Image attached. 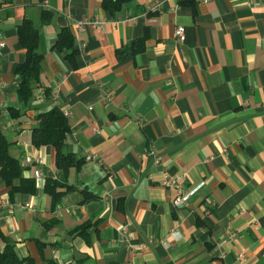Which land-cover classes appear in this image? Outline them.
Returning a JSON list of instances; mask_svg holds the SVG:
<instances>
[{"label": "crops", "instance_id": "crops-1", "mask_svg": "<svg viewBox=\"0 0 264 264\" xmlns=\"http://www.w3.org/2000/svg\"><path fill=\"white\" fill-rule=\"evenodd\" d=\"M27 18L43 62L24 108L15 70ZM63 29L73 59L55 47ZM1 42L0 126L12 156L32 157L23 175L36 188L12 192L0 175V251L14 242L38 264H264V0H128L116 11L0 0ZM55 105L71 127L65 151L82 159L65 174L53 145L32 142L36 114ZM165 172L199 186L188 205L174 204ZM51 178L65 191L57 202Z\"/></svg>", "mask_w": 264, "mask_h": 264}, {"label": "trees", "instance_id": "trees-1", "mask_svg": "<svg viewBox=\"0 0 264 264\" xmlns=\"http://www.w3.org/2000/svg\"><path fill=\"white\" fill-rule=\"evenodd\" d=\"M128 0H104V6L111 11L119 10L124 2ZM51 13L45 12L43 22L48 23ZM18 36L21 44L26 49V58L16 66V74L20 78L17 89V97L23 107H28L34 95L35 88L40 82L42 73L43 55L39 52L40 31L31 19H25L18 27ZM59 50L68 51V56H75L78 49L75 47V38L69 29H63L55 44ZM11 116L20 118L24 111L21 108H11ZM35 125L32 128V142L36 147L53 145L56 150V165L67 173L72 166L79 167L82 159L74 153L65 151V140L71 127L68 119L59 106L55 105L47 111H41L35 116ZM11 142L6 138L0 126V175L7 185L11 186L12 192L33 193L36 185L34 178H25L23 165L10 153ZM19 180V183L16 181ZM61 183L56 179H48L46 191L57 202L65 191L61 190ZM89 224H85L87 227ZM0 264H38L31 256H22L14 242L8 241L4 250L0 251ZM48 264H58L55 260H49Z\"/></svg>", "mask_w": 264, "mask_h": 264}, {"label": "built area", "instance_id": "built-area-1", "mask_svg": "<svg viewBox=\"0 0 264 264\" xmlns=\"http://www.w3.org/2000/svg\"><path fill=\"white\" fill-rule=\"evenodd\" d=\"M207 1V0H206ZM102 23L98 20H82L79 21V28L83 29L86 25H95L100 26ZM175 35L181 40L184 41L186 39V28L184 25H177L175 28ZM4 42L0 43V46H2ZM86 45L82 43L80 45L81 49H84ZM97 130V128H95ZM149 154L154 157L155 163H160V158L157 155V150L154 147H151L149 150ZM88 158H91L90 156ZM36 161L43 162L42 159L37 158ZM33 162L32 157H27L24 162H22V165L25 166L27 163ZM40 177V175H38ZM187 179V173L183 172L177 175L169 174L168 172L164 173V178L162 180V184L165 187L175 189L176 194L173 199V202L176 206H184L188 205L192 196L197 192L199 189V186L186 189L185 188V181ZM41 180V179H40ZM26 206H30V203H27ZM244 259V254L241 253L239 255V260Z\"/></svg>", "mask_w": 264, "mask_h": 264}, {"label": "water", "instance_id": "water-1", "mask_svg": "<svg viewBox=\"0 0 264 264\" xmlns=\"http://www.w3.org/2000/svg\"><path fill=\"white\" fill-rule=\"evenodd\" d=\"M123 52H127V49L126 48H123Z\"/></svg>", "mask_w": 264, "mask_h": 264}]
</instances>
